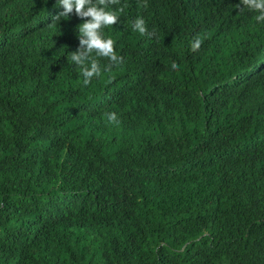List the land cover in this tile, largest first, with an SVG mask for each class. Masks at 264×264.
Listing matches in <instances>:
<instances>
[{
	"label": "trees",
	"instance_id": "16d2710c",
	"mask_svg": "<svg viewBox=\"0 0 264 264\" xmlns=\"http://www.w3.org/2000/svg\"><path fill=\"white\" fill-rule=\"evenodd\" d=\"M108 10L123 60L93 53L84 85L87 18L0 0V264H264V21L242 0Z\"/></svg>",
	"mask_w": 264,
	"mask_h": 264
},
{
	"label": "clouds",
	"instance_id": "9594fccd",
	"mask_svg": "<svg viewBox=\"0 0 264 264\" xmlns=\"http://www.w3.org/2000/svg\"><path fill=\"white\" fill-rule=\"evenodd\" d=\"M119 2L120 0H57L58 5L63 6V11L53 16L54 20L69 18L73 11L77 16L87 18L78 25L79 47L71 52L70 57L71 61L81 68L84 85H88L94 77H99L102 71L98 61L92 58L93 53L97 57L109 60L108 67L112 64L119 65L123 60V57L118 56L115 51V41L104 34V29L116 24L119 18L115 11L108 10V5H116ZM242 3L250 10L259 13L257 20L264 21V0H242ZM133 30L141 35L147 33L143 18L136 19ZM201 43L199 38L195 39L191 50L197 51ZM171 67L176 69L178 65L173 63ZM107 118L110 122L118 123L115 113H108Z\"/></svg>",
	"mask_w": 264,
	"mask_h": 264
}]
</instances>
